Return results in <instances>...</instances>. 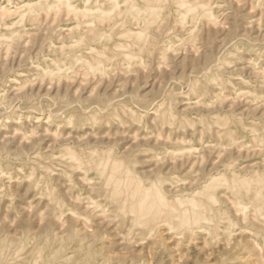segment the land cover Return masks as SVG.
<instances>
[{
  "label": "clouds",
  "instance_id": "obj_1",
  "mask_svg": "<svg viewBox=\"0 0 264 264\" xmlns=\"http://www.w3.org/2000/svg\"><path fill=\"white\" fill-rule=\"evenodd\" d=\"M105 3L114 4L119 16L139 18L137 26L149 34L133 55L118 56L99 72L78 64L71 76L55 74L69 83L82 81L67 99L36 95L31 84L10 98L0 79V264H160L156 256L165 237L187 243L198 235L209 251L195 264H264V112L234 116L224 107L229 97L222 100L214 93L212 85L232 65L221 61L215 69L193 68L151 94L120 88L105 97L93 83L96 75L111 76L121 68L147 72L152 34L173 15L180 27L199 24L213 10L223 20L225 9H248V26L258 27L261 37L258 58L249 62L254 78L244 83L253 89L257 107L264 108V0ZM52 75H38L33 82L42 85ZM141 87L148 84L141 81ZM197 126L217 146H242L248 156L235 158L221 150L220 159L209 155L198 172H165L167 150L160 151L153 137L163 127L178 132ZM146 159L155 162L148 171L141 167ZM239 161L248 162L240 166ZM13 183L27 184L33 194L22 212L15 207ZM237 205H247L243 219L234 211ZM105 224L115 225L123 247L112 243ZM245 232L253 237L248 246L233 242ZM225 238L227 248L217 252ZM149 240L153 250L142 254L136 245Z\"/></svg>",
  "mask_w": 264,
  "mask_h": 264
},
{
  "label": "rangeland",
  "instance_id": "obj_2",
  "mask_svg": "<svg viewBox=\"0 0 264 264\" xmlns=\"http://www.w3.org/2000/svg\"><path fill=\"white\" fill-rule=\"evenodd\" d=\"M65 2L74 8L70 10ZM119 2L123 3V0ZM232 8L235 9V5ZM225 11L228 14L223 20L213 10L199 24L189 22L187 26L181 24L180 27H175L180 22L178 17H169L161 31L152 34L155 39L151 41L153 55L148 71L133 67L130 70L121 68L111 76L107 73L96 75L93 83L98 86L97 91L105 97L115 95L120 88L151 94L171 79L184 78L193 68L215 69L223 61L232 67L224 70L222 79L212 85V90L222 100L229 97L224 107L232 115L259 116L264 108L257 107L258 101L254 102L256 98L250 95L253 89L244 80L254 78L249 62L258 58L255 49L259 47L260 29L255 25V30L249 28L248 9ZM138 23L139 18L119 16L114 11V4L105 3V0H91L90 3L88 0H0V79L5 81L4 91L11 98L16 89L31 84L30 90H34L36 95L51 93L57 99H67L68 92L78 89L82 81L76 79L69 83L58 79L55 74L71 76L78 64L90 65L99 72L101 68H108L109 62L116 57L133 55L150 39L149 34L137 26ZM169 24L175 28L174 31L168 27ZM221 24L227 27H221ZM47 73L53 75L42 85L33 82L36 76ZM141 81L148 87L142 88ZM229 105L233 106L229 108ZM39 123L47 127L45 120ZM216 138L219 139V131ZM157 143L162 146L160 151L167 150L164 171L172 170L178 174L198 172L208 163L209 155L220 159L221 150L235 158L241 154L248 156L247 149L242 146L230 148L227 143L217 146L210 135H204L201 126L178 132L163 127L153 137V144ZM247 162L239 161V164L243 166ZM154 166L155 162L150 159L141 165L144 171ZM27 188V184H12L17 211L22 212L32 199L33 194ZM3 203L6 206L9 201ZM234 211L241 219L248 215L247 205H237ZM103 227L113 236L114 245L124 246L117 238L115 225L105 224ZM252 238L251 232H245L232 240L248 246ZM205 244L203 235L187 243L165 237L156 259L160 264H183L185 259L189 264H195L207 255L209 249ZM153 246L151 240L136 245L145 255L151 254ZM227 246L225 238V242L217 244L216 251L223 252Z\"/></svg>",
  "mask_w": 264,
  "mask_h": 264
},
{
  "label": "bare ground",
  "instance_id": "obj_3",
  "mask_svg": "<svg viewBox=\"0 0 264 264\" xmlns=\"http://www.w3.org/2000/svg\"><path fill=\"white\" fill-rule=\"evenodd\" d=\"M67 5H68V8L71 10V9H73L74 7L73 6H71L70 4H69V2H65ZM90 9V8H89ZM88 9V10H89ZM75 10V9H74ZM87 10V9H86ZM242 16V15H241ZM99 17V16H98ZM241 19V18H240ZM99 20V19H98ZM102 21V20H101ZM97 33V32H96ZM95 35V34H94ZM100 35V34H99ZM204 34H202V36H203ZM205 38V37H204ZM206 39V38H205ZM83 50V49H82ZM109 60V59H108ZM197 64V63H196ZM5 66V65H4ZM194 66H196V65H194ZM1 69H3V68H1ZM182 164H183V160H182ZM182 164H180V165H182Z\"/></svg>",
  "mask_w": 264,
  "mask_h": 264
}]
</instances>
